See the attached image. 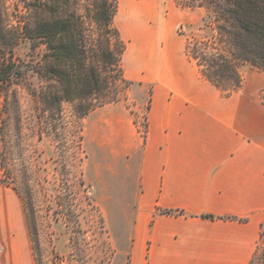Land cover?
<instances>
[{"label":"crops","instance_id":"crops-1","mask_svg":"<svg viewBox=\"0 0 264 264\" xmlns=\"http://www.w3.org/2000/svg\"><path fill=\"white\" fill-rule=\"evenodd\" d=\"M181 11L183 22L205 27V8ZM146 51L133 78L152 85L145 139L121 100L88 116L99 115L107 142L111 134L129 139L115 174L120 188L131 164L136 191L121 252L131 264H249L264 244V83L244 78L226 96L184 54L183 41ZM111 155L106 181L114 175ZM0 264H36L24 199L9 184H0Z\"/></svg>","mask_w":264,"mask_h":264},{"label":"rangeland","instance_id":"rangeland-1","mask_svg":"<svg viewBox=\"0 0 264 264\" xmlns=\"http://www.w3.org/2000/svg\"><path fill=\"white\" fill-rule=\"evenodd\" d=\"M6 1L10 10L23 8V0ZM182 18L174 0H119L114 23L126 43L122 60L132 81L121 101L132 112L142 139L148 128L152 85L133 78L148 62L146 50L181 40L188 56L190 37L213 34L210 27L198 28ZM43 50L34 52L36 59ZM32 53L28 40L15 48V55L25 63ZM23 68L27 76L13 85L6 122L0 128V184L14 186L24 199L36 264H131V255L121 251L129 246L134 219L132 165L126 184L119 188L115 180V174L122 173L129 139L111 134L107 142L99 115L81 118L75 102L62 104L61 118H47L30 89L39 87L42 79L27 65ZM240 71L243 80L264 83L260 69L242 64ZM107 152L112 154L114 174L109 181L102 177Z\"/></svg>","mask_w":264,"mask_h":264},{"label":"trees","instance_id":"trees-1","mask_svg":"<svg viewBox=\"0 0 264 264\" xmlns=\"http://www.w3.org/2000/svg\"><path fill=\"white\" fill-rule=\"evenodd\" d=\"M174 1L181 8L208 11L205 27L213 30L212 36L190 37L186 53L224 95L242 86V64L264 72V0ZM118 8L119 0H23L22 9L10 10L0 0V128L13 85L27 76L24 65L42 79L30 89L47 118H61L64 102H75L83 118L121 100L132 81L122 63L126 43L114 23ZM23 40L33 52L26 63L15 55ZM40 47L44 50L36 59ZM260 94L264 103V89ZM249 264H264V244Z\"/></svg>","mask_w":264,"mask_h":264}]
</instances>
